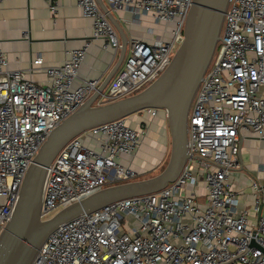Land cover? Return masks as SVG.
Instances as JSON below:
<instances>
[{
	"label": "built area",
	"instance_id": "obj_1",
	"mask_svg": "<svg viewBox=\"0 0 264 264\" xmlns=\"http://www.w3.org/2000/svg\"><path fill=\"white\" fill-rule=\"evenodd\" d=\"M54 17L56 0H46ZM193 0H105L133 21L150 17L162 27L152 40L133 39L121 68L101 97L106 104L136 95L166 70L183 42ZM92 33L66 52L61 65L40 56L24 71L10 70L0 51V234L18 201L25 175L48 135L96 91L80 79L92 42L121 48L96 0H76ZM148 34L153 35V30ZM42 72L46 82L27 76ZM148 87V86H147ZM144 90V89H143ZM160 110L132 128L127 118L95 127L68 142L47 169L41 221L110 184L137 173L116 163L136 152ZM165 113V111H164ZM166 117V113H165ZM187 160L177 180L160 192L121 200L75 218L53 231L32 264H264V184L252 183L250 220L230 181L240 168V141L249 133L264 144V0H230L220 40L187 118ZM90 136L99 150L83 146ZM192 190L201 192L199 201Z\"/></svg>",
	"mask_w": 264,
	"mask_h": 264
},
{
	"label": "water",
	"instance_id": "obj_2",
	"mask_svg": "<svg viewBox=\"0 0 264 264\" xmlns=\"http://www.w3.org/2000/svg\"><path fill=\"white\" fill-rule=\"evenodd\" d=\"M98 3V2H97ZM230 0H193L183 42L166 70L136 95L95 105L109 79L122 64L126 41L108 79L96 89V96L86 100L74 113L50 132L33 159L22 183L12 216L0 234V264H32L48 236L59 226L109 204L165 189L175 182L187 160V118L203 76L213 58ZM108 20L110 12L103 11ZM146 109L165 111L170 136V151L163 170L148 179L107 186L41 221L43 185L51 162L64 146L85 132L128 118ZM262 207L258 208V215Z\"/></svg>",
	"mask_w": 264,
	"mask_h": 264
},
{
	"label": "crops",
	"instance_id": "obj_3",
	"mask_svg": "<svg viewBox=\"0 0 264 264\" xmlns=\"http://www.w3.org/2000/svg\"><path fill=\"white\" fill-rule=\"evenodd\" d=\"M56 1L57 13L52 17L46 0H0V51L4 53L10 70L28 69L31 61L37 56L42 58L43 66L61 65L67 51L81 47L89 39L92 21L82 16L76 0ZM96 1L102 11L106 7L110 12L109 22L117 33L120 45L123 41L127 43L124 59L128 54L131 40L150 41L154 35L161 33L162 27L150 17H143L136 23L130 13L112 11L105 0ZM149 30H153V35L148 34ZM102 43L101 40L92 42L79 70L80 79L97 81V88L108 79L121 54V49L116 55L112 50L103 51ZM116 73L109 79L108 85L100 95L95 91L86 100L98 95L95 105H100V97L108 90ZM27 77L36 83L46 82L42 72L37 71ZM126 120L132 128H136L141 122H146L148 117L145 113L139 112ZM149 129L151 134L142 140L136 152L116 159L117 164L137 173L135 180L155 171L167 154L169 156L170 136L164 111H159L158 117L152 121ZM244 134L238 155L240 168L232 172L230 181L233 189L239 193L241 209L247 210L250 220H254L258 212L254 210L251 186L252 183L264 184V144L253 135ZM80 140L86 148L99 150L94 138L82 136ZM190 194L196 195L199 201L203 200L198 190L191 189Z\"/></svg>",
	"mask_w": 264,
	"mask_h": 264
},
{
	"label": "rangeland",
	"instance_id": "obj_4",
	"mask_svg": "<svg viewBox=\"0 0 264 264\" xmlns=\"http://www.w3.org/2000/svg\"><path fill=\"white\" fill-rule=\"evenodd\" d=\"M126 56H127V55H126ZM150 84H151V82L147 83V84L144 86L143 89H145V88H146L147 86H149ZM143 89H142V90H143ZM99 102L101 103V100H99ZM149 132H150V133H149ZM149 132H148V134L150 135V134H151L150 129H149ZM167 159H168V154H167L165 160L163 161V163H162V164H161V165H160L155 171L149 173V174L146 175V176H143V177H142L141 179H139V180L148 179V178H151V177H153V176L159 174V173L163 170V168L165 167V165H166V163H167ZM134 181H138V180H134ZM123 182H128V181H123ZM123 182H117V183H113V184H110V185H116V184H120V183H123ZM110 185H109V186H110Z\"/></svg>",
	"mask_w": 264,
	"mask_h": 264
}]
</instances>
